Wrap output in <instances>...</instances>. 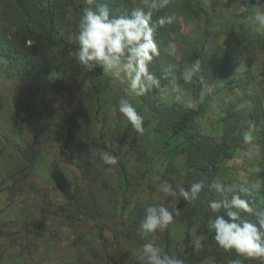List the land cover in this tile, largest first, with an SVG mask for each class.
<instances>
[{"label":"rangeland","instance_id":"rangeland-1","mask_svg":"<svg viewBox=\"0 0 264 264\" xmlns=\"http://www.w3.org/2000/svg\"><path fill=\"white\" fill-rule=\"evenodd\" d=\"M242 2L248 7L244 15L238 13ZM254 2L167 0L169 26L179 40L160 44L149 71L154 74L161 62L175 72L166 81L158 77L160 88L143 96L126 93V85L99 68L84 70L76 51L64 68L39 79L11 67L0 54V264H144L145 242L177 257L187 254V232L194 244L204 242L210 233L197 232L203 222L189 226L179 194L167 196L157 185L166 180L182 186L188 168L181 150L185 134H172V123L182 109L200 105L209 94L210 109L195 120L206 137L223 142L225 105L241 113L238 146L220 163L216 179L234 190L247 189L250 199L264 205V29L256 30ZM200 44L225 48L231 62L216 78L197 74L201 86L194 94L174 73L181 75L194 62L187 60L186 50ZM177 89L181 103L175 100ZM121 98L143 116V133L119 112ZM260 111L256 122L252 115ZM72 126L82 139L66 146L58 135ZM245 132L256 147L243 143ZM33 143L39 155L30 166L24 156ZM100 150L118 158L114 171L93 156ZM154 204L172 211L174 221L163 232L142 236L144 208ZM239 260L264 264V257Z\"/></svg>","mask_w":264,"mask_h":264},{"label":"trees","instance_id":"trees-1","mask_svg":"<svg viewBox=\"0 0 264 264\" xmlns=\"http://www.w3.org/2000/svg\"><path fill=\"white\" fill-rule=\"evenodd\" d=\"M101 3L107 5L111 16L131 14L133 9L144 6V0H96L94 4H89L88 0L0 1V54L6 58L11 67H16L18 71L36 79H39L41 74H48L53 69L64 68L70 60L71 53L79 47L77 26L84 10L87 8L95 10ZM168 6L166 4L153 11L152 21L154 23L162 17H168L166 13ZM71 8L75 11V19L69 17L68 13ZM145 10L147 11V9ZM170 24L166 23L163 27L157 24L154 36L158 47L164 41L179 40L175 35L176 29H171ZM160 52L161 47L159 54ZM226 53L225 48L218 51L208 50L202 44L196 48L195 45H192L190 49L186 50L188 61L193 59L194 62H200L198 76H214V78L220 74L223 75L224 70L228 68L231 62L230 56ZM59 59L61 60L60 64H58ZM73 66L74 61L72 60L68 68L71 69ZM170 71L175 72L171 67L158 62L154 74L166 81V76L171 77L168 75ZM174 74L181 82H184L180 73ZM200 86L198 77H194L192 82L187 85L194 94ZM212 95H207L198 106L182 109L179 119H175L172 123V134H185L184 147L181 150L186 153L188 168L182 186L187 189L196 182H202L204 185L196 199L185 201L183 197L179 196L178 206L183 214L188 216L189 226L202 221L203 223L199 225L197 232L203 235L210 233L204 242H201L202 248L197 250L192 236L187 232L184 239L187 254L178 257L184 261V264H205L208 257H212L208 264H231L232 261L240 259L235 251H225L217 244L215 233L209 224L216 215L223 214V210L220 213L213 212L209 207L211 201L225 197L231 199L233 195H239L249 203L253 210L251 213L241 211L240 215L243 219L253 223L257 219L256 213L264 212V205H260L257 199H250L247 189L234 190L226 184H220L223 192H218L214 187L215 184H219L216 179L219 165L222 161L233 157V151L238 146L242 127L240 123L241 113L228 103L223 108L224 117L222 121L225 124L223 142L213 141L200 133L199 123L195 120L210 109ZM147 101L151 102L150 99ZM260 112L254 117L252 115L254 121L257 122L262 116V111ZM158 113H161L160 109H158ZM58 138L66 146L79 143L82 139L73 126L61 130ZM36 144H31L30 149L25 152L24 157L30 166L36 164L39 155Z\"/></svg>","mask_w":264,"mask_h":264},{"label":"clouds","instance_id":"clouds-1","mask_svg":"<svg viewBox=\"0 0 264 264\" xmlns=\"http://www.w3.org/2000/svg\"><path fill=\"white\" fill-rule=\"evenodd\" d=\"M89 4L96 0H88ZM167 0H144V6L133 9L131 14L111 16L106 4H99L95 10L87 8L78 22V49L76 58L80 66L92 72L99 68L103 74L120 84L126 85V93L135 96H143L152 89L160 88L158 77L149 71V65L153 59L159 56V47L154 32L157 24L163 27L171 23L170 17H162L157 22L152 21L153 11L163 7ZM257 9L253 19L257 25V31L264 29V0H255ZM147 9V11L145 10ZM248 12L247 4L242 2L238 13L244 15ZM200 72V62L196 61L183 67L181 78L185 83H190ZM177 103L184 101L179 90H176ZM119 112L130 122L137 133L144 132V118L126 98H121L118 105ZM243 143L256 147L254 137L250 132H245ZM99 155L105 170L112 172L118 163V158L100 150L93 151V156ZM160 180V177H156ZM159 191L167 196L175 197L177 194L185 201L196 199L204 187L202 182L191 184L189 188L181 185L173 187L168 181H162L157 185ZM214 187L218 192H223L220 184ZM210 209L218 214L210 221V227L215 233L217 244L225 251H235L242 257H264V212L256 213V222L243 219L241 211L251 213L253 210L249 203L239 195H233L231 199L223 198L209 203ZM176 215L179 212L176 211ZM174 221V213L161 205H148L144 208V216L139 224V232L142 236L163 232ZM202 247L200 242L195 244V249ZM141 259L144 264H184V261L175 255H169L162 247L154 242H145L141 250ZM231 264H241L240 260H234Z\"/></svg>","mask_w":264,"mask_h":264}]
</instances>
